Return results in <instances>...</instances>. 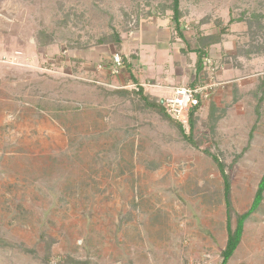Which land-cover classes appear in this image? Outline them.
<instances>
[{"label": "rangeland", "instance_id": "374dc122", "mask_svg": "<svg viewBox=\"0 0 264 264\" xmlns=\"http://www.w3.org/2000/svg\"><path fill=\"white\" fill-rule=\"evenodd\" d=\"M172 4L0 0V264H221L212 155L231 179L233 228L264 175V0H180L183 38ZM213 34L219 86L193 130L183 122L191 142L137 91L160 102L175 54L193 68ZM157 36L171 57L144 43ZM137 49V82L110 73L115 53ZM228 264H264V199Z\"/></svg>", "mask_w": 264, "mask_h": 264}, {"label": "trees", "instance_id": "16d2710c", "mask_svg": "<svg viewBox=\"0 0 264 264\" xmlns=\"http://www.w3.org/2000/svg\"><path fill=\"white\" fill-rule=\"evenodd\" d=\"M172 10H173V16H172L173 22L175 23L176 28L179 31V36L183 37L182 29H181L182 12H181V7H180V0H173ZM221 33H223V30H221L220 34ZM220 34H218V36H215V34H213V35H208V36L202 37L203 45H200L196 48V51L198 52V59H197V64H196L198 69H200V70L204 69L205 59L207 57V49L212 43H214V41L219 40ZM122 40L123 39H122L120 34H118V33L113 34V41L117 44L116 48L118 50H120L122 48ZM121 55H122V58L124 60V67L129 74L128 78L137 82L138 80L133 73L134 64L132 62L134 59L137 58V54H134V53L131 54L130 58L123 55V54H121ZM111 65H112V63L110 61V67H111ZM126 78H127V76H126ZM137 93H139L145 99L146 103L150 107L158 109L163 114V116L165 118H168L169 120H171L172 122L177 124L179 129L181 130L183 136L186 139H188L189 141L193 142L190 134L186 133L183 123L176 120L175 118H173L165 110L161 101L156 102L155 100H153L152 96H150L149 94H146L144 92V88L142 86H140L139 92L137 91ZM199 109H200L199 107H195L190 112V116H189V120H188L187 124L190 125L191 130H193V128L195 126V115L197 114ZM212 156L217 161L219 168L222 172V175L224 177L225 199H226V205H227V210H228V221H227L228 239H227L226 247L222 251L221 264H228L229 260L234 255L236 249L238 248V246L242 240L246 220L250 217V215L253 212H255L259 208L260 204L262 203V201L264 199V175L262 176V178L260 180L258 190L256 192V195H255V198H254V201L252 203L251 208L248 211L244 212L243 214H240L237 216L236 227L233 228L232 227V221H231L232 220V214H231L232 203L230 200V193H231V187H232L231 179H230L229 174H227L225 171L224 163L219 161L218 157H216L215 155H212Z\"/></svg>", "mask_w": 264, "mask_h": 264}, {"label": "built area", "instance_id": "2783aa9c", "mask_svg": "<svg viewBox=\"0 0 264 264\" xmlns=\"http://www.w3.org/2000/svg\"><path fill=\"white\" fill-rule=\"evenodd\" d=\"M208 64L206 76L194 85H178L172 88V91L166 94L161 103L165 110L176 120L187 123L190 112L193 108L207 105L213 99L218 90L219 83L215 80L217 66L212 63L211 59H206ZM110 73L119 76L124 70V60L120 52L111 57ZM99 69L103 65H98Z\"/></svg>", "mask_w": 264, "mask_h": 264}, {"label": "crops", "instance_id": "0c3cea01", "mask_svg": "<svg viewBox=\"0 0 264 264\" xmlns=\"http://www.w3.org/2000/svg\"><path fill=\"white\" fill-rule=\"evenodd\" d=\"M153 32H154V36H155V34H156L155 33V29L153 30ZM166 32H167V30L165 28H162V34L167 35ZM160 33H159V35H160ZM156 35H158V34H156ZM140 36L141 35H139L138 38H140ZM179 37H181V36H179ZM164 38L167 39L166 36H164ZM164 38H161L160 36L159 37L157 36V38L156 39H153V41H147V42H144V43H153V44L159 45V47L165 49L166 52H168V55L171 57V54L169 53V51L172 48L171 45H173L174 42H172V38L171 37H170L171 40H169V42H165V39ZM181 38H183V37H181ZM197 47L198 46H195V49H193V52H194V54L197 57L196 58V62H195V66L193 68H188V66H190V65L188 64V61L187 60L183 63V66L179 67L180 66V64H179L180 60L183 57H185L179 51L181 54L180 53L178 55L175 54L174 60L172 59L174 61V63H173L174 65H173V67L171 69V78L170 77H167V74H162L161 73V75H160V82L156 83L158 85L155 86V88H159V87L165 88L166 90H169V92H170L172 90V88L175 86V81L176 82L179 81V83H178L179 85L180 84H182V85H194L195 83L199 82L202 79V77L205 78V76L207 74L206 71L204 69H202V70L198 69L197 68V65H196L197 64V59H198V52L196 51V48ZM137 52H138L137 58L134 59V63H138L141 60V55L142 54L140 55L138 49H137ZM207 52H208V49H207ZM213 52H215V50H213ZM121 53H122V51H121ZM134 54H136V52ZM103 55H105V54H103ZM208 55L209 54H207V56ZM126 56L129 57L127 54H126ZM210 56H212V57L214 56L215 57L214 54L213 55H210ZM210 56L208 58H211ZM143 57H145V56L143 55ZM212 63L214 64L213 61H212ZM137 72H138V69H137ZM134 75L135 76L137 75L139 77V75L136 74V73ZM125 76H127V75H125ZM176 86H178V85H176ZM166 94H168V93H166ZM215 95H216V93H215Z\"/></svg>", "mask_w": 264, "mask_h": 264}]
</instances>
